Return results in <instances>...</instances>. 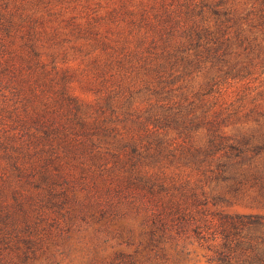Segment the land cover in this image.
I'll list each match as a JSON object with an SVG mask.
<instances>
[{
    "label": "trees",
    "instance_id": "16d2710c",
    "mask_svg": "<svg viewBox=\"0 0 264 264\" xmlns=\"http://www.w3.org/2000/svg\"><path fill=\"white\" fill-rule=\"evenodd\" d=\"M258 1L243 12L233 0H156L139 26L157 29L151 45L140 31L128 63L135 71L154 65L163 81L184 64L234 60L240 44L262 54ZM50 7L0 0V264H192L193 255L205 264H264V239L251 232L264 218L168 200L169 178L152 167L164 144L152 145L148 125L135 131L119 107L78 103L45 46ZM128 8L125 20L136 15ZM233 65L248 78L264 60Z\"/></svg>",
    "mask_w": 264,
    "mask_h": 264
},
{
    "label": "rangeland",
    "instance_id": "374dc122",
    "mask_svg": "<svg viewBox=\"0 0 264 264\" xmlns=\"http://www.w3.org/2000/svg\"><path fill=\"white\" fill-rule=\"evenodd\" d=\"M48 1L54 17L43 11L50 33L45 46L68 71L72 95L82 107H119L135 131L148 125L152 145L164 144L156 155L161 162L152 167L169 178L168 200L205 207L214 215L264 218V66L248 78L232 71L237 60H264V50L250 54L247 44H238L234 60H207L186 70L184 64L162 81L154 65L146 62L135 71L127 58L137 52L140 31L151 45L150 32L157 29L139 26L142 12L157 7L156 0ZM249 1L233 3L245 12ZM123 6L136 15L126 21ZM258 9L264 11V0ZM118 58L124 68L115 64ZM251 230L264 239V227ZM192 258V264H205Z\"/></svg>",
    "mask_w": 264,
    "mask_h": 264
}]
</instances>
